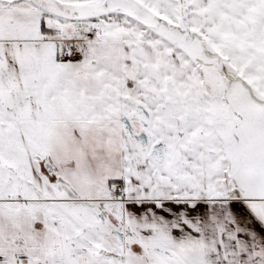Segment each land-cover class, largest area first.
Returning a JSON list of instances; mask_svg holds the SVG:
<instances>
[{
  "label": "snow or ice",
  "instance_id": "6c2138e0",
  "mask_svg": "<svg viewBox=\"0 0 264 264\" xmlns=\"http://www.w3.org/2000/svg\"><path fill=\"white\" fill-rule=\"evenodd\" d=\"M0 264H264V0H0Z\"/></svg>",
  "mask_w": 264,
  "mask_h": 264
}]
</instances>
